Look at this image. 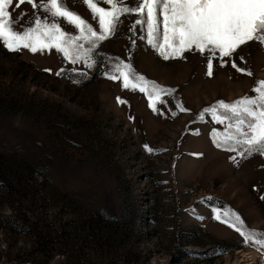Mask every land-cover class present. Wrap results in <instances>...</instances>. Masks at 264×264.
I'll use <instances>...</instances> for the list:
<instances>
[{
  "label": "rangeland",
  "instance_id": "obj_1",
  "mask_svg": "<svg viewBox=\"0 0 264 264\" xmlns=\"http://www.w3.org/2000/svg\"><path fill=\"white\" fill-rule=\"evenodd\" d=\"M16 3L11 16L25 14L17 29L44 19ZM65 3L99 28L81 0ZM137 18L121 16L92 67L54 48L11 52L0 42V264H247L246 255L264 264V249L213 212L264 233V155L216 147L213 132L223 140L228 121L204 113L255 97L264 46L246 43L223 66L213 59L209 76L207 52L165 60L142 38L146 25L132 27ZM121 62L172 90L157 112L144 93L108 78Z\"/></svg>",
  "mask_w": 264,
  "mask_h": 264
},
{
  "label": "snow or ice",
  "instance_id": "obj_2",
  "mask_svg": "<svg viewBox=\"0 0 264 264\" xmlns=\"http://www.w3.org/2000/svg\"><path fill=\"white\" fill-rule=\"evenodd\" d=\"M19 0L16 7L24 3ZM89 9L92 19L98 22L99 28L85 20L79 13L69 9L65 0H27L34 10H42L44 19L34 14L29 25L16 28L17 20L9 12L14 0H0V42L11 52L28 49L35 53L45 49H56L72 64L84 61L92 67L93 52L100 41L108 38L121 22V16L134 14L138 18L132 25H146L147 42L165 59L183 58L186 51H197L207 55V74L212 75L213 59L224 58L232 54L242 45L258 42L264 46V0H135V6L125 5V0H81ZM102 5H107L104 7ZM73 26L78 35L65 31L60 24ZM85 45H88L85 48ZM218 54V55H217ZM91 61V62H90ZM232 67L244 71L235 62ZM118 75H110L109 79L123 80V87L144 93L149 107L157 112V103H163L162 94H170L172 90L164 89L147 81L143 76L133 72L130 64L120 63L115 66ZM50 71V70H47ZM63 71V70H61ZM75 71V69H73ZM60 75L59 72L56 73ZM251 75L250 72L246 73ZM75 82V81H74ZM255 97H243L233 103L219 101L217 105L204 109L211 113L217 123L224 124L229 131L220 134L213 132V143L226 151H236L237 145L243 152H258L264 155V81H259L253 89ZM119 103L124 101L117 98ZM180 111H188L177 105ZM223 109L217 114V109ZM200 119H203L201 114ZM148 152L153 149L145 145ZM264 199V197H261ZM215 219L226 223L243 237L246 243H253L258 250L264 249V233L254 230L245 232L244 221L239 215L232 214L234 220L221 219L218 210L213 209ZM228 213H225L227 216Z\"/></svg>",
  "mask_w": 264,
  "mask_h": 264
},
{
  "label": "bare ground",
  "instance_id": "obj_3",
  "mask_svg": "<svg viewBox=\"0 0 264 264\" xmlns=\"http://www.w3.org/2000/svg\"><path fill=\"white\" fill-rule=\"evenodd\" d=\"M245 261L247 262V264H253L254 258L250 255V256H244Z\"/></svg>",
  "mask_w": 264,
  "mask_h": 264
}]
</instances>
